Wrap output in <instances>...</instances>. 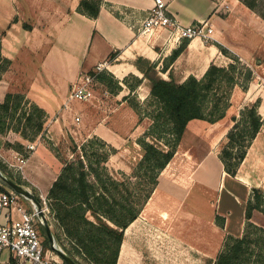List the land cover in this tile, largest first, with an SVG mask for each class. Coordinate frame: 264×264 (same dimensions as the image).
I'll use <instances>...</instances> for the list:
<instances>
[{
	"label": "crops",
	"instance_id": "crops-1",
	"mask_svg": "<svg viewBox=\"0 0 264 264\" xmlns=\"http://www.w3.org/2000/svg\"><path fill=\"white\" fill-rule=\"evenodd\" d=\"M80 2L0 0L1 52L4 58L11 61L0 82V103L5 101L10 92L25 94L30 103L38 105L47 113V134L53 144L67 136L64 133V112L67 116L72 115V112L63 107L71 106L67 103L69 95L83 75L93 74L98 65L107 63L104 71L114 73L119 80H124L130 74L143 78V73L136 65L138 61L144 66L145 61L156 63L160 71L183 42L168 31L139 36L142 21L154 6L153 0H103L95 19L79 11ZM168 8L170 14L184 26L199 22L213 25L216 42L248 66L253 67L256 61L264 63V20L240 1L168 0ZM112 54H118L113 61ZM231 62L232 59L223 54L218 45L195 38L168 71L160 74L166 80L182 83L190 76L201 79L211 64L226 67ZM260 67L253 69L258 73ZM252 84L246 92L236 86L224 121L216 124L200 123L198 139L185 150L194 154L193 151L198 148L206 149L204 155L198 153L195 157L196 167L190 177L191 185L184 194L185 201L192 190L201 192L213 201L212 207L216 214L225 218L224 229L215 224L214 218L207 216V211L204 219L216 226L224 238L226 235L243 236L245 210L252 189L264 190V129L249 148L236 177L226 173L217 151L234 125L232 118L239 117L245 107L260 100L259 113L264 118V98L254 95ZM102 133L103 136H96L111 144L117 136L110 129ZM9 136L25 146L29 143L19 135L12 133ZM5 144L6 139L0 135V162L16 174L21 172L22 181L48 196L63 167L54 152L41 143L21 164L22 155ZM45 158L56 161L58 166L54 167ZM250 159L252 162H248ZM260 165H263L261 170ZM180 179L183 182L186 178ZM183 184L181 186L185 188ZM211 193H215V201ZM181 202V195L163 192L158 185L144 212L148 216L161 214L167 219L180 207ZM56 232H53L55 237L56 234L64 237L60 228H56ZM123 247L124 244L122 250ZM0 264L16 263L11 254L5 251L0 254Z\"/></svg>",
	"mask_w": 264,
	"mask_h": 264
},
{
	"label": "trees",
	"instance_id": "trees-1",
	"mask_svg": "<svg viewBox=\"0 0 264 264\" xmlns=\"http://www.w3.org/2000/svg\"><path fill=\"white\" fill-rule=\"evenodd\" d=\"M238 1L264 20V0ZM102 2L81 0L79 11L95 19ZM189 42L183 41L160 71L156 63L145 61V66L139 61L136 63L144 77L133 75L135 85L130 90L134 92L144 80H148L151 125L137 140L142 158L132 168L131 175L109 168L117 149L104 139L94 136L78 144L69 137L71 157L62 161L61 172L47 198L50 212L64 236L56 235L58 244L78 264H118L126 231L139 219L154 195L161 174L174 160L190 126L224 121L231 107L234 88L240 86L244 92L249 90L255 78L254 72L235 56H228L233 62L226 67L211 64L201 79L190 76L182 83L164 79L160 72L168 71L185 52ZM219 48L228 55L221 46ZM1 50L0 39V82L3 73L11 66V61L2 56ZM117 55L112 54L111 61ZM96 77L101 82L107 78L100 73ZM120 91L122 86L117 83L114 93ZM260 104L261 101L257 100L241 110L239 117L232 118L234 125L220 153L224 170L232 177H236L249 148L264 129ZM46 122L45 110L30 103L23 93L10 92L0 103V135L6 139L7 148L17 151L25 159L33 150L9 135H19L30 143L45 139ZM56 157L60 158L59 155ZM0 169L16 183L27 186L21 179H16L2 162ZM0 183V190L5 191L8 186L1 180ZM36 198L41 202L39 197ZM186 201L193 208L206 210L207 216L214 218L215 224L224 229L225 218L216 214L207 196L192 190ZM256 213L264 217L262 188L252 189L245 210L243 236L226 235L221 252L215 259H208L206 264H264V224L253 222ZM40 231L45 236L44 245L50 249L42 226Z\"/></svg>",
	"mask_w": 264,
	"mask_h": 264
},
{
	"label": "rangeland",
	"instance_id": "rangeland-1",
	"mask_svg": "<svg viewBox=\"0 0 264 264\" xmlns=\"http://www.w3.org/2000/svg\"><path fill=\"white\" fill-rule=\"evenodd\" d=\"M205 43L221 46L216 41L211 40L205 41ZM222 48L228 54L227 56L237 57L229 49ZM240 60L245 66L247 65L242 59ZM261 63L263 62L256 61L252 64L254 68L262 66L254 78L252 92L254 95H260L264 98V63ZM100 74H105L107 78L105 82L95 78L93 85H91L93 97L90 100H74L70 93L67 103L71 106L63 107L64 110L72 112V115L68 113L69 117L64 112L66 116L64 119L66 131L64 133H67L65 139L56 140L53 146L50 144L52 141L47 134L45 139H39L33 143L29 142L26 146L28 148L29 145L33 144L36 149L43 143L56 156L59 155V160L62 163L71 157L69 137H73L78 144H82L86 139L97 134L103 136L102 132L105 129H110L117 134L116 139L112 140V145L117 149V154L112 156L109 168L131 175L132 168L142 158V151L137 140L151 125L149 118L151 111L150 95L145 97L141 90L142 85L131 92L130 88L135 85L132 74L126 77L127 81L125 82V79L119 80L109 71H103ZM117 83L121 84L122 91L114 93ZM143 86L149 87L148 80L143 81ZM50 123L52 124V122ZM200 131V124L196 123L190 126L184 141L178 148L175 159L160 178L159 187L163 192L168 191L175 195H181L180 207L172 212L167 219L156 213L148 216L143 211L144 213L126 232L124 252L121 253L118 264H206L208 259H215L221 252L225 241L223 234L216 226L204 219L206 210L200 207L199 209L191 207L184 198L186 190L191 185L190 177L196 167L195 157L198 153L204 155L206 152V149L202 148L193 151L194 154L185 151L190 143H194L198 139ZM225 144L226 140L218 147L219 154ZM45 159L54 167L58 166V163L52 161L51 158ZM248 162H252L251 159ZM259 167L261 170L263 165ZM7 168L10 172L12 171L16 179L22 180L21 172L16 174L11 168ZM184 177L186 179L181 182L180 178ZM23 183L27 184L26 187L41 200L42 193L36 187L24 181ZM182 183H184L185 188L181 186ZM8 189L10 190V188ZM203 190L206 192L207 188ZM211 195L215 201V193H211ZM25 203L30 209V203L27 201ZM42 207H44L43 204ZM46 215L50 226H52V232L57 233L58 223L51 212L46 213ZM253 222L264 224V217L256 213ZM41 235L45 241L44 234Z\"/></svg>",
	"mask_w": 264,
	"mask_h": 264
},
{
	"label": "built area",
	"instance_id": "built-area-1",
	"mask_svg": "<svg viewBox=\"0 0 264 264\" xmlns=\"http://www.w3.org/2000/svg\"><path fill=\"white\" fill-rule=\"evenodd\" d=\"M153 1L154 6L141 23L139 36L168 31L177 35L181 41H192L195 38L216 41L213 25L199 22L184 26L170 14L168 0ZM106 67L107 63L100 64L94 74L83 75L79 83L73 87L71 98L79 101L90 100L93 97L91 85L96 75ZM249 67L254 75H258L253 67ZM28 149L34 150L35 147L31 144ZM20 162L24 164V158ZM26 201L30 203V209L26 206ZM41 202L44 205V212L50 213L47 196L42 195ZM40 226L38 211L30 201L12 189L0 190V254L9 252L16 264H65L53 250L45 248Z\"/></svg>",
	"mask_w": 264,
	"mask_h": 264
},
{
	"label": "water",
	"instance_id": "water-1",
	"mask_svg": "<svg viewBox=\"0 0 264 264\" xmlns=\"http://www.w3.org/2000/svg\"><path fill=\"white\" fill-rule=\"evenodd\" d=\"M0 180L5 183L10 189L23 196L25 199L31 202V204L38 211V216L41 222V226L49 240L50 248L53 250L66 264H78L70 256H68L58 244L56 237L54 236L48 217L43 210L42 202H40L34 193L26 186L20 185L6 176L0 169Z\"/></svg>",
	"mask_w": 264,
	"mask_h": 264
},
{
	"label": "bare ground",
	"instance_id": "bare-ground-1",
	"mask_svg": "<svg viewBox=\"0 0 264 264\" xmlns=\"http://www.w3.org/2000/svg\"><path fill=\"white\" fill-rule=\"evenodd\" d=\"M255 71V69H254ZM256 72V71H255ZM114 74V73H113ZM123 79V78H122ZM141 90L143 91V94L146 96H148L150 94L149 92V87L148 86H142ZM135 223V222H134ZM133 223V224H134ZM124 252V247H123V250H122V253Z\"/></svg>",
	"mask_w": 264,
	"mask_h": 264
}]
</instances>
